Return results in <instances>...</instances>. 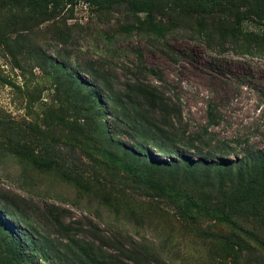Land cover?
Listing matches in <instances>:
<instances>
[{
    "label": "rangeland",
    "instance_id": "1",
    "mask_svg": "<svg viewBox=\"0 0 264 264\" xmlns=\"http://www.w3.org/2000/svg\"><path fill=\"white\" fill-rule=\"evenodd\" d=\"M59 1L0 0V264H264V197L194 221L125 167L226 208L232 182L210 163L264 154V44L246 38L264 0H147L152 21L133 10L145 0ZM179 155L204 162L155 164Z\"/></svg>",
    "mask_w": 264,
    "mask_h": 264
},
{
    "label": "trees",
    "instance_id": "2",
    "mask_svg": "<svg viewBox=\"0 0 264 264\" xmlns=\"http://www.w3.org/2000/svg\"><path fill=\"white\" fill-rule=\"evenodd\" d=\"M32 5L35 6V0H30ZM50 0H44L45 5H48ZM53 9L57 10V6L60 4L59 0H51ZM89 5L97 6L98 8H105L110 3L116 2L118 0H84ZM152 5L149 1H138L133 4V10L137 12L144 13V19L146 21H152ZM46 10L41 11L45 13ZM54 11H49L50 15ZM140 27L137 25L126 26L127 30H138ZM165 27L159 24H149L146 26V30L155 34L157 37L163 36ZM249 43L264 44V33L258 34L255 32H250L246 35ZM260 41V42H259ZM141 90V98L144 99L147 105L150 106L151 110L155 112L156 116L161 115L162 108L161 104L163 100L158 96V91L147 85L146 87L139 89ZM93 97L98 99V95L94 94ZM209 106H211L209 104ZM163 114V112H162ZM211 116V114H210ZM211 123V121H210ZM180 159L173 160V163L169 164L165 161L155 160L156 165L164 164L166 166H171L172 164L177 165L179 162L182 164L183 169L186 173L191 174L194 168L199 164L203 163L202 160L196 162L188 159L184 155H179ZM31 161L33 164L39 167H49L50 159L44 155H32ZM217 172V176L220 178H227L232 182L231 189L227 195L226 208H213L209 207L203 203H200L187 195H181L179 192L171 189L166 185H161L150 177L140 172L137 168L125 165L126 169L131 172L136 177L142 179L149 186L159 190L161 193L166 194L171 197H179L181 199V209L179 211L180 215L186 219L197 220L201 215H211L219 220H227L232 216H243L250 214L251 212H261L258 201L264 197V154H256L254 156H248L243 158L239 163H237L235 168L231 163L219 160L218 163H210ZM4 213L6 215H11L10 208L5 207ZM20 242L18 240L14 241L12 238L9 244L8 252L13 255V259L22 261L24 260V251L19 248ZM92 264H95V260L89 258Z\"/></svg>",
    "mask_w": 264,
    "mask_h": 264
}]
</instances>
